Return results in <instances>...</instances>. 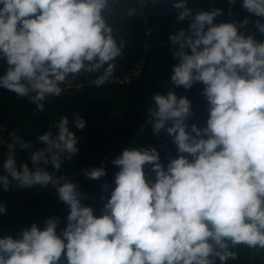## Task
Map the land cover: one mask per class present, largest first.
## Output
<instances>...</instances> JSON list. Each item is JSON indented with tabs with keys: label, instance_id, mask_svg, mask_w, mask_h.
Here are the masks:
<instances>
[{
	"label": "clouds",
	"instance_id": "clouds-1",
	"mask_svg": "<svg viewBox=\"0 0 264 264\" xmlns=\"http://www.w3.org/2000/svg\"><path fill=\"white\" fill-rule=\"evenodd\" d=\"M172 6L188 26L168 37L177 60L171 85H203L206 126L189 125L195 113L187 96L155 93L146 124L171 137L177 156L165 167L154 147L125 148L110 161L119 170L110 196H100V215L75 182L57 175L79 151L68 115L37 136L40 147L10 132L0 190L52 185L68 215L59 233L60 218L49 217L43 228L33 223L18 237H0V264H63L62 257L66 264H227L239 245L264 250V41L240 31L252 23L264 35V0H241L249 16L239 22L215 23L222 9L194 10L188 0ZM113 7L114 0H0V89L43 112L69 77L98 74L91 82L103 86L126 46L109 22ZM138 12L129 7L126 15ZM72 119L85 128L78 113ZM18 150L31 168L18 162ZM82 171L92 180L106 175L104 167Z\"/></svg>",
	"mask_w": 264,
	"mask_h": 264
},
{
	"label": "crops",
	"instance_id": "crops-1",
	"mask_svg": "<svg viewBox=\"0 0 264 264\" xmlns=\"http://www.w3.org/2000/svg\"><path fill=\"white\" fill-rule=\"evenodd\" d=\"M172 5L173 0H153L147 7L141 6L135 0H114L109 22L126 41L123 56L116 61L115 73H122L135 60L140 59L144 63V72L129 87L85 88L75 93H62L61 96L46 101L43 112L37 111L27 98L19 99L14 93L0 90V128L3 129L0 132V172L3 159L8 154L10 132H18L25 141L40 147L37 136L49 131L50 124L62 115L69 117V127L78 137L79 151L71 161H65L57 175H63L78 185V190L86 194L83 203L93 207L95 215L101 214L104 203L100 200L101 194L107 198L111 188L115 187L114 177L119 169L110 161L118 157L125 148L154 147L160 154L161 163L166 167L168 161L155 145L151 125L146 124L148 110L153 104L152 96L155 93L166 94L169 88L177 95L187 96L192 101L195 113L190 118L189 125L196 123L204 127L208 116L207 101L200 94L202 84H196L190 90L171 85L172 66L177 60L173 59L171 49L174 46L168 37L188 26L187 20H177L176 10ZM188 5L194 10L222 9L224 14L218 16L215 23L239 22L249 16L242 10L241 0H236L235 6H231L228 0H188ZM129 7L138 8L139 12L135 17H127L126 10ZM230 8L231 16L228 15ZM240 31L264 41V35L252 23ZM93 75L95 74L84 73L77 77L82 82H87ZM72 113H78L86 121L83 130L75 128ZM51 130L55 132V129ZM168 145L177 156L171 137ZM16 158L18 162L28 163L32 167L25 152L18 150ZM89 167H104L106 175L99 180L88 179L82 170ZM47 168L48 171H53L50 165ZM146 178L153 180L154 173L146 175ZM104 183L110 186L107 193L102 191L101 186ZM0 203L7 208L6 213L0 214V237H18L21 229L28 228L33 223L43 228L49 217L60 218L57 229L59 233L65 226L68 215V208L59 200L52 185L43 188H10L7 192L0 190ZM232 250L237 252L238 258L229 260L227 264H264V250L250 249L245 245H239ZM216 264L220 262L217 260Z\"/></svg>",
	"mask_w": 264,
	"mask_h": 264
},
{
	"label": "built area",
	"instance_id": "built-area-1",
	"mask_svg": "<svg viewBox=\"0 0 264 264\" xmlns=\"http://www.w3.org/2000/svg\"><path fill=\"white\" fill-rule=\"evenodd\" d=\"M135 1H137L140 4L139 0H135ZM152 1L153 0H145V3L148 6ZM143 72H144L143 61L140 59L135 60L134 62L129 64L122 73H115L114 76L101 87H112L117 89L129 87L132 83H134L136 80L140 78ZM95 75H93L91 79L88 80L87 82H82L78 77L75 78L69 77L66 83L62 86L65 89L63 93H75L82 91L85 88H90V89L99 88L91 82ZM0 90L4 92H8L4 89H0ZM154 138H155L156 147L161 151L162 156L166 161L169 162L171 159L176 158V155H174L171 152L168 145L169 136H167L163 130L159 135L154 134ZM145 173L146 175L151 174L150 166L145 165Z\"/></svg>",
	"mask_w": 264,
	"mask_h": 264
},
{
	"label": "rangeland",
	"instance_id": "rangeland-1",
	"mask_svg": "<svg viewBox=\"0 0 264 264\" xmlns=\"http://www.w3.org/2000/svg\"><path fill=\"white\" fill-rule=\"evenodd\" d=\"M62 260H63V264H66V260L62 257Z\"/></svg>",
	"mask_w": 264,
	"mask_h": 264
}]
</instances>
